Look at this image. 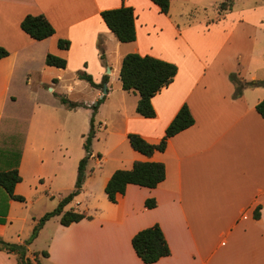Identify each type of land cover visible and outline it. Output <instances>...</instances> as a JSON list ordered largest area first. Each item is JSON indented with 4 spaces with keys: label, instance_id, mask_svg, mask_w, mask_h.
I'll return each instance as SVG.
<instances>
[{
    "label": "crops",
    "instance_id": "crops-1",
    "mask_svg": "<svg viewBox=\"0 0 264 264\" xmlns=\"http://www.w3.org/2000/svg\"><path fill=\"white\" fill-rule=\"evenodd\" d=\"M122 5L131 7L135 15L136 39L130 43L114 42L100 16L102 11ZM171 5L172 0L164 15L150 0H0V47L8 52L0 59V136L3 120L17 125V117L7 116V110L17 107L19 86L31 85L33 74L41 83L45 76L37 73L63 70L46 65V55L65 59L68 67L77 54L84 59L76 66L80 70L88 64L90 45L94 60L105 66L111 55L122 50L121 57L149 55L177 67L173 82L151 99L153 118L136 112L125 115V137L135 133L148 143H158L183 104L194 119L190 127L168 139L163 152L150 157L133 149L127 153L123 170L135 161L163 163L165 179L155 188L128 184L125 193L111 203L104 187L115 170L98 176L101 181L93 185L89 169L79 194L88 193L97 201L90 208L86 204L72 210L92 219L69 226L61 225L59 216L47 220L28 245L43 238L42 250L28 256L32 259L34 253L46 251L48 256L40 257L39 264H144L131 239L154 224L160 226L171 253L153 264H264V117L255 109L264 99V87H244L237 93L229 79L230 74H238L234 32L217 35L221 20L209 25L186 21L181 26L177 19L182 15H173ZM248 11L251 9L243 12ZM26 15H43L54 34L41 41L32 39L20 28ZM235 25L236 29L252 26V22L240 15ZM59 40L68 41L69 47L59 49ZM99 41L102 46L98 47ZM60 77L58 73L53 81L58 83ZM92 80L100 84L103 77ZM39 105L46 109L33 126L27 118L18 160L4 169L17 168L21 182L14 193L21 196H25V178L42 177L45 153L61 146L57 133L65 123L59 112H72L56 99ZM147 199H154V208L144 206ZM14 202L8 200L5 223L0 224L4 240ZM79 205L74 200V207ZM257 207L260 215L254 219ZM15 262L14 254L0 251V264Z\"/></svg>",
    "mask_w": 264,
    "mask_h": 264
},
{
    "label": "rangeland",
    "instance_id": "rangeland-1",
    "mask_svg": "<svg viewBox=\"0 0 264 264\" xmlns=\"http://www.w3.org/2000/svg\"><path fill=\"white\" fill-rule=\"evenodd\" d=\"M224 1L172 0L171 13L182 15L180 19H177L181 26L186 21L208 25V21L216 18L218 6ZM248 9L251 11L243 12ZM240 15L251 21L252 26H237L235 29L236 21ZM219 24L221 25L218 27L217 35L228 31L234 32L236 46L233 48V52L238 55L235 66L236 72H238L236 77L240 81L237 85L256 88L252 87V82L264 80V0H232L231 10L228 9L225 12V16ZM113 41L116 42V39L114 38ZM97 44L98 47L102 46L101 41ZM164 46L166 44L164 45L163 42L162 47ZM205 46L207 47L206 44ZM109 47L111 49V46ZM98 51L102 55L101 49ZM122 52L121 50L117 55H111L110 64L105 66L99 60H94L92 45H90V51H87L88 57L85 59V62L88 63L87 66L84 65L80 70H76L78 63L84 60L76 54L71 57L69 66L59 72L47 70L42 74L37 73L38 77L45 76L44 80L41 78L43 80L41 83L37 82L36 74H33L31 75V85L19 86L21 93L16 100L15 106L17 107L7 110V116L17 117V125L13 127L11 121H2L4 129L0 138L3 141L0 142L5 145L0 144V171L18 160L19 146L24 137L26 120L31 119L33 126L39 115L46 109L40 107L39 103H49L53 99L58 100L56 94H60L71 101L83 103L85 107L72 112H66L64 109L59 112L61 122L65 123L63 129L57 133L61 138V146L54 147L52 151L45 153L42 177L25 178L22 184L25 194L24 201H15L11 207L6 231L7 240L5 241L23 244L29 238L38 220L44 214L53 211L58 202L74 189L77 167L81 158L85 156L81 135H86L89 132L92 116L91 106L95 105L102 97L104 98L94 115L95 136L90 147L94 157L89 158L86 172L90 169V180L94 185L101 181L98 176L103 177L110 170H123L122 167H125L127 153L130 155L133 151L125 137V128L127 127L125 115L135 114L138 94L127 93L121 89L119 70L123 58L120 56L123 54ZM102 60L104 61V57ZM109 70H111L110 73ZM78 72H85L94 81L100 80L101 77H106L108 80L101 87L93 88L87 82L78 79ZM58 73L61 77L58 78V83H55L53 80ZM21 76L23 77V75ZM50 87L53 88V91H49ZM260 94L262 93L258 95ZM119 108L124 111H120ZM8 200L6 193L0 188V215L7 212ZM74 200L80 201L81 205L74 207ZM96 201V198L83 192L74 197L65 210L72 208L80 210L86 204L90 208ZM39 239L34 246H27V256H30L32 252L42 250L40 248L43 246L41 242L43 238Z\"/></svg>",
    "mask_w": 264,
    "mask_h": 264
},
{
    "label": "trees",
    "instance_id": "trees-1",
    "mask_svg": "<svg viewBox=\"0 0 264 264\" xmlns=\"http://www.w3.org/2000/svg\"><path fill=\"white\" fill-rule=\"evenodd\" d=\"M158 7L159 13L166 15L169 11L170 0H150ZM232 0H225L218 6V14L215 19L208 21V25L215 23L224 18L225 12L231 10ZM100 16L113 34L115 39L121 43H130L136 39L135 31V15L131 7L120 6L114 9L104 10ZM21 30L29 35L32 39L41 41L54 34V28L43 15H26L21 23ZM59 49H67L69 42L66 40L58 41ZM8 56V52L0 47V59ZM102 55L100 58L102 59ZM45 64L48 66L64 69L66 60L47 54ZM177 73V67L173 63L163 61L161 59L149 56L139 55L136 53L126 54L121 61L119 70V81L121 89L125 92L137 93L139 99L135 108V112L144 118H153L155 116L154 109L151 104V99L163 88L173 82ZM78 79L87 82L93 88H99L106 77L103 78L100 84H95L92 77L85 72H78ZM230 81L236 85V92L240 93L241 89L247 85H237L240 81L236 74L229 75ZM252 87H264V80L252 82ZM58 101L67 110L73 111L85 107L84 104L71 101L63 95L56 94ZM104 97H102L95 105L91 106L92 116L90 118V130L83 138V150L85 156L81 158L77 167V176L74 184V189L63 197L57 207L44 214L33 227L32 233L23 244L9 243L0 238V251L16 256L15 264H39L40 257H47L48 253L42 251L34 253L33 258L27 256V246L37 237L39 230L44 223L52 217L59 216L60 224L69 226L72 223L79 222L83 219H92V216H87L83 213L70 210H64L74 197H76L82 188L85 181L86 165L89 158L92 156L91 141L95 136L94 131V115L97 108ZM256 112L264 117V99L259 101L255 106ZM194 123V119L186 104H183L170 124L165 129L163 137L156 144H151L145 141L141 136L135 133H128L127 140L130 147L146 156L150 157L154 152H163L169 138L187 129ZM165 179V167L161 162H143L135 161L132 167L128 170H115L109 177L104 193L109 202L115 203L118 195H123L128 184L137 185L145 188H155ZM21 182V177L16 167L0 171V188L4 190L9 200L23 202L24 197L14 193L16 184ZM156 205L154 199H147L144 206L147 209H152ZM5 212L0 215V224L5 223ZM259 207L253 211V218H259ZM132 248L136 256L144 264H153L159 259L170 255V248L164 237V234L158 224L139 230L131 239Z\"/></svg>",
    "mask_w": 264,
    "mask_h": 264
},
{
    "label": "water",
    "instance_id": "water-1",
    "mask_svg": "<svg viewBox=\"0 0 264 264\" xmlns=\"http://www.w3.org/2000/svg\"><path fill=\"white\" fill-rule=\"evenodd\" d=\"M104 93H106V90H104Z\"/></svg>",
    "mask_w": 264,
    "mask_h": 264
}]
</instances>
